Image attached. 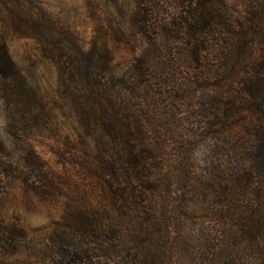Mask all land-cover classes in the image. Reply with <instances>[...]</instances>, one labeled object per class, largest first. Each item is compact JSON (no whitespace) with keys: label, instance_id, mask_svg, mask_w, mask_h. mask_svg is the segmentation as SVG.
I'll list each match as a JSON object with an SVG mask.
<instances>
[{"label":"trees","instance_id":"1","mask_svg":"<svg viewBox=\"0 0 264 264\" xmlns=\"http://www.w3.org/2000/svg\"><path fill=\"white\" fill-rule=\"evenodd\" d=\"M129 1L127 27L113 47L101 44V73L74 66L62 77L82 123L84 187L60 232L79 243L60 249L57 264H87L94 249L117 264H264V0H247L243 15L223 0ZM186 94L189 134L171 139L160 117L132 119V95L143 115ZM57 178L25 175L55 199L64 197ZM4 233L24 238L16 225Z\"/></svg>","mask_w":264,"mask_h":264},{"label":"rangeland","instance_id":"2","mask_svg":"<svg viewBox=\"0 0 264 264\" xmlns=\"http://www.w3.org/2000/svg\"><path fill=\"white\" fill-rule=\"evenodd\" d=\"M223 1L234 14L243 15L248 5ZM21 3L32 15L30 24ZM130 9L129 0H0V264H57L60 249L79 243L77 232L71 238L62 234L68 214L83 205L84 187L82 123L78 104L70 110L62 77L74 66L82 74H100L101 44L115 45V31L127 27ZM88 58L93 60L86 63ZM188 96L177 95L153 112L148 106L142 115L132 95V119L146 125L160 117L171 139L182 130L189 134L195 101ZM202 151L201 146L196 157ZM2 163L10 171L4 180ZM31 171L58 177L64 197L40 194L25 180ZM11 225L23 239L4 233ZM6 243L15 247L13 253L2 252ZM99 253L94 249L87 264L118 263L111 252Z\"/></svg>","mask_w":264,"mask_h":264}]
</instances>
